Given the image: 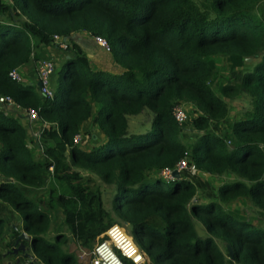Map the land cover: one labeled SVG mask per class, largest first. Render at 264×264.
<instances>
[{"label":"trees","instance_id":"obj_1","mask_svg":"<svg viewBox=\"0 0 264 264\" xmlns=\"http://www.w3.org/2000/svg\"><path fill=\"white\" fill-rule=\"evenodd\" d=\"M79 30L92 40L103 36L105 51L121 70L91 68L67 38ZM53 33L70 41L69 53L47 97L33 83L10 78L8 71L34 58L33 49L48 44ZM216 54H225L231 67L241 65L231 68L220 95L210 86V57ZM256 55L251 67H243L245 57ZM239 92L248 96L250 107L228 125L227 136L208 130L210 121L227 114L220 96ZM0 94L34 108L37 119L46 122L39 132L38 159L25 143L19 117L0 109V200L20 218L8 243L24 230L40 264H77L74 253L60 247L59 234L44 236L46 207L60 208L69 234L82 246L115 223L99 191L80 182L71 165L112 186L111 209L127 223L150 263L264 264V226L223 206L245 197L264 213V0H0ZM177 100L195 107L192 123L200 133L189 146L179 140L181 126L171 112ZM145 108L152 114L149 126L127 132V116ZM85 120L104 135L88 149L72 141L76 132L87 133L80 129ZM184 153L194 169L229 178L215 187L216 199L192 200L191 180L159 175ZM47 173L61 189L48 187L45 200L29 195L28 188L48 182ZM193 218L204 233L195 230ZM3 230L0 216V236Z\"/></svg>","mask_w":264,"mask_h":264},{"label":"rangeland","instance_id":"obj_2","mask_svg":"<svg viewBox=\"0 0 264 264\" xmlns=\"http://www.w3.org/2000/svg\"><path fill=\"white\" fill-rule=\"evenodd\" d=\"M4 1L8 2V0H4ZM3 15L4 13L1 14V16ZM83 38L84 39H81V43L83 44V46L91 50L92 53L96 55L97 57L100 56L102 58L105 56V54H108L100 46L98 47L97 45H95L92 39H90L88 36H85ZM38 47H39V44L35 48H38ZM34 49H33V52H34ZM50 58L54 60L53 57H50ZM210 58L214 66V77L211 80L210 86L213 88L216 94L220 95L219 87L221 84L229 80V71L234 66L231 67L230 60L227 58L225 54L212 55ZM257 58H258L257 55L249 57L247 59L245 58L244 60L245 65L243 64V67H247V68L251 67V65L254 63L255 59ZM61 60L62 59L60 57L54 60L55 67L50 77L51 90L56 84L55 77H57V68L61 63ZM239 66L241 67V65H237L234 68H237V67L239 68ZM100 67L106 69L108 66L103 64ZM220 97L227 104V110H228L227 114L225 115V117L219 120L210 121L208 125V130L212 129L215 132V134L224 136L226 133H228V130H229L228 125L233 120L242 116V113L244 110L249 109L250 100L248 96L244 95L241 92L236 93L232 96H220ZM175 105L182 106L185 112V119L180 124V126L183 127V129L182 128L180 129L178 133V138L182 143L184 142L185 145L189 144V141L191 144L192 141L194 140V139L192 140V136L194 135L197 136L200 133L199 129L192 127L193 126L192 117L196 114L194 113L195 110L191 108L192 103L187 102L186 100L175 101V103L172 105V108ZM151 116H152L151 112L148 111L146 108L141 110L139 113L128 115L127 132H133V133L142 132L141 130L149 126ZM86 125L87 124L84 123L83 127L86 128ZM187 127H191V129L193 130L189 131ZM81 133H82L81 134L82 143L80 144L81 148L88 149L89 147L93 146L94 142H96V144L94 145H97L99 143L98 141L91 142L92 138L95 140L96 138L93 137V135H91L90 132L87 133V136H84L85 133L83 132ZM227 145L230 146L231 142L228 143ZM71 169L78 170V173L80 174V177H79L80 182L82 183L85 182V184L90 189H96L99 191L103 207L106 208L110 212L111 216L114 219V222L117 223L119 226H121L125 230V232L129 235L127 223L122 222L117 216H115L114 212L111 209V197L114 192L112 186L110 184L103 182L95 174H93L92 172H89L88 170H85L80 167L78 168L75 165H71ZM181 175L184 177L186 176L187 179L191 180L194 183L195 194L192 200L197 199L198 201L216 199L217 196L215 192V187L220 181L229 179L225 175L224 176L210 175L209 173L194 169V167L191 166L190 163H189V167L183 170ZM229 177H232V176L229 175ZM50 179H51V176L49 175L48 182L46 183V186L44 188H38V189L28 188L29 195H33L34 198L41 196V199L45 200L47 198L46 194H48V190L50 189V186H53L54 188H56V191L58 187L61 189V186L57 185L58 184L57 181H54L52 179L50 181ZM166 183L171 184L172 182L170 183L166 182ZM41 205L43 207H46L45 202H42ZM223 206L227 211H229L231 214H233L234 216L238 218H243L245 220H248L255 225L264 226V213L259 208L251 204L248 198L237 197L235 199L230 200L229 202L223 203ZM46 210L48 212V227H47L46 232H44V236H46V238L48 239H52L54 234H59L58 238L60 242V247L74 253L77 264H87L89 262V256H90L88 254V251L92 248L94 240L90 244V246H82L78 242H75L73 238L71 237V235L69 234L65 224L63 223L62 213L60 211V208L56 204H53L49 207H46ZM7 214L8 213H6L3 209V205H0V215L5 216V222H6L5 228L3 230V232L5 231L6 232L5 234L0 236V254H1L0 264H40V261L37 258H35V256L33 255L30 249V246L28 245V241H25L24 239L18 240V238L16 237L13 244L8 243L13 236L12 234H10L11 232L10 224H13L12 221L16 220L14 227L18 228L20 226L19 225L20 218H19V214L18 216L15 214L14 217L11 216L10 214L8 216ZM193 224H194L196 231L200 233L205 232L202 225L198 221V219L193 218ZM61 238L63 239L60 241ZM216 241H217V245L219 246V248L223 252H225L224 247L222 243L220 242V240L216 238ZM79 247L82 249H79ZM81 250H84L85 253L82 254Z\"/></svg>","mask_w":264,"mask_h":264},{"label":"built area","instance_id":"obj_3","mask_svg":"<svg viewBox=\"0 0 264 264\" xmlns=\"http://www.w3.org/2000/svg\"><path fill=\"white\" fill-rule=\"evenodd\" d=\"M94 42L102 47L104 50H108V44L105 38L101 35H92ZM50 42L55 45L61 51L67 50L68 43L65 37H62L56 33H53L50 37ZM54 61L50 57H40L35 62V72L37 80L39 81L38 91L47 97L52 96V90L50 88V77L54 71ZM10 78L20 80L21 76L16 67L11 68L8 71ZM0 103H5L13 107H20L16 104L13 99L6 94H0ZM26 117L30 121H35L37 117V111L34 108L23 107ZM172 115L178 124H181L185 119L184 108L180 105H175L172 110ZM46 123L41 122L39 132ZM81 132H76L73 137V143H81ZM230 141L226 139L228 144ZM189 167V162L186 153L179 157L173 166L164 167L159 170V175L167 180L168 178L174 177L172 171L180 175L182 171ZM192 168V167H191ZM49 172H51L52 165L47 166ZM79 249H82L79 247ZM84 254L85 251L81 250ZM89 262L87 264H152L149 262L145 253L134 243L130 235L119 226L117 223L110 224L103 232L95 237L92 248L88 251Z\"/></svg>","mask_w":264,"mask_h":264},{"label":"crops","instance_id":"obj_4","mask_svg":"<svg viewBox=\"0 0 264 264\" xmlns=\"http://www.w3.org/2000/svg\"><path fill=\"white\" fill-rule=\"evenodd\" d=\"M85 36L89 37L88 33H86L85 31L79 30V31L71 32L68 35L67 38H69L73 42L77 43V45L80 48V50L87 56V58L89 60V65L91 66V68H101L100 66L105 64L106 66H108L107 67L108 69L106 68L107 70H110L112 72H119L121 70V67L118 66L117 64H115L110 59V55L109 54H105V56L102 57V58L100 56L97 57L96 55H94L92 53L91 50H89V49H87L86 47L83 46V44L81 43V39H84L83 37H85ZM93 43L95 45H97L94 41H93ZM63 56H66V55L64 53H63V55L60 54V51L55 47L54 44L48 43V44L39 45L38 48L34 49V58H30L26 63L18 65L17 69H18V72H19V74L21 75V77H22V79L24 81H26L27 83H33L34 85H36V81H37L36 72H35V62H36V60L38 58H40V57H53L54 60H56L59 57L62 59ZM55 78H57V77H55ZM191 108L193 110L195 109L193 104H192ZM0 109L3 110L4 112H6L9 115L19 117L20 122H22L25 125V132H26L25 143H26L27 147L31 150L33 157L41 159L42 158V151H41L40 139L38 137L39 128H40V125H41V123H39V120L33 121V122L30 121L26 117V114H25V112L23 110V107L22 108L13 107V106L7 105L5 103H0ZM95 109H96V106L92 104L91 105V110L94 111ZM84 123L87 124L86 128L83 127ZM83 124H81L80 129L81 130H88L87 133L90 132V134L93 135V137L96 138V140L92 138L91 142H94V141L100 142V140H102L104 138V135L101 133V131L98 129V127L95 126L94 124H91L89 120H85L83 122ZM192 127L195 128L194 124H193ZM181 128L183 129V127H181ZM187 129L189 131L193 130V129H191V127H187ZM228 129H229V127H228ZM210 131L212 132L213 130L210 129ZM228 132H229V130H228ZM87 133H85L84 136H87ZM213 133H215V132L213 131ZM227 134L228 133H226L225 135L227 136ZM195 137H196L195 135L192 136V140ZM94 144H96V142H94ZM94 144H93V146H95ZM189 145H190V141H189V144H187V146H189ZM46 179L48 181L49 177H47ZM45 186H46V184H44L41 188H44ZM1 202H2V204H1ZM1 202H0V205H3V209H4V211L6 213H8L7 214L8 216H9V214L11 216H13V217H14L15 214L18 216V214H17V212L15 210L10 208L9 206L7 207V204L5 202H3V201H1ZM0 216L2 218H4V228H5V225H6L5 216L4 215H0ZM15 221H12L13 224H10V222H9V224L11 226H14L15 223H16ZM5 232H3V234H5Z\"/></svg>","mask_w":264,"mask_h":264},{"label":"water","instance_id":"obj_5","mask_svg":"<svg viewBox=\"0 0 264 264\" xmlns=\"http://www.w3.org/2000/svg\"><path fill=\"white\" fill-rule=\"evenodd\" d=\"M245 58L247 59V58H249V57H245ZM36 85H39V81H38V80L36 81ZM172 175H173V176H176V177L179 176V174L176 172V170H173V171H172ZM17 238H18V239H24V240H28V241H29V240H30V235L27 234L24 230H21V231L19 232ZM225 246H226V250H227V253H228L229 257H231V253H232V251H231L230 246H229L227 243L225 244Z\"/></svg>","mask_w":264,"mask_h":264},{"label":"clouds","instance_id":"obj_6","mask_svg":"<svg viewBox=\"0 0 264 264\" xmlns=\"http://www.w3.org/2000/svg\"><path fill=\"white\" fill-rule=\"evenodd\" d=\"M64 37V36H63ZM65 39H66V37H65ZM66 41H67V43H68V45H69V42H68V40L66 39ZM49 43H51V42H49ZM52 44V43H51ZM58 49V48H57ZM59 50V49H58ZM60 52H61V54L63 55V53L65 54V55H67L68 53H69V51L68 50H65V51H61V50H59ZM54 61V60H53ZM54 64H55V62H54ZM17 68V67H16ZM21 76V75H20ZM21 79H22V77H21ZM20 79V80H21ZM23 80V79H22ZM36 86V89H38V85H35ZM37 120H39V119H36L35 121H37ZM42 121H44V120H42ZM41 120H39V123H41L42 122ZM45 122V121H44ZM46 123V122H45ZM46 126V125H45ZM38 137H39V135H38ZM82 143V142H81ZM80 143V144H81ZM41 144V143H40ZM227 144V143H226ZM42 151V150H41ZM48 174V176H49V173H47ZM181 175V174H180ZM100 234V233H99ZM25 241H28V240H25ZM29 242V241H28ZM135 243V242H134ZM146 255V254H145Z\"/></svg>","mask_w":264,"mask_h":264}]
</instances>
